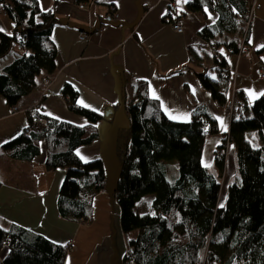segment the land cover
Returning <instances> with one entry per match:
<instances>
[{
	"label": "trees",
	"instance_id": "16d2710c",
	"mask_svg": "<svg viewBox=\"0 0 264 264\" xmlns=\"http://www.w3.org/2000/svg\"><path fill=\"white\" fill-rule=\"evenodd\" d=\"M253 4L254 0L186 3L189 12L209 10L218 15L213 25L200 31L213 47V55L212 66L195 73L197 79L219 108L231 111L237 106L231 111L229 131L216 148L214 171L203 167L201 156L205 138L218 133L215 119L198 107L187 122L171 120L150 97L145 81L134 83L126 104L122 100L104 113L79 104L78 91L66 83L61 94L68 110L85 118L87 124L47 117L33 108L22 133L2 144L3 153L12 160L31 162L44 143L48 171H76L59 192V215L70 222L90 224L93 199L106 185L104 164L101 159L84 162L75 150L97 141V124L112 122L125 104L133 125L117 131L120 172L114 191L127 243L123 264H264V95L250 104L239 91L232 106L226 58L227 54H243L247 47L250 26L246 28V21ZM0 9L13 24L10 33L0 32V60L15 45L19 48L12 62L0 66V95L10 109L35 91L40 74L46 80L54 75L57 48L51 34L58 20L53 10H42L38 0H0ZM256 52H264V47ZM191 62L202 66L194 58ZM238 109L250 115L236 116ZM40 118L46 125L34 129L31 123ZM250 131L259 132V146L248 138ZM228 142L234 145L236 175L221 207ZM150 194L154 195V213H136V204ZM4 246L8 252L0 264H65L68 253L64 245L14 224L0 226V250Z\"/></svg>",
	"mask_w": 264,
	"mask_h": 264
},
{
	"label": "crops",
	"instance_id": "0c3cea01",
	"mask_svg": "<svg viewBox=\"0 0 264 264\" xmlns=\"http://www.w3.org/2000/svg\"><path fill=\"white\" fill-rule=\"evenodd\" d=\"M38 1L42 10H53L58 20L51 34L57 48L56 71L48 87L43 84L44 73L37 77V88L21 99L17 105L21 112L16 115L10 113L0 95V226L14 224L56 244L71 243L65 264H123L127 243L114 193L120 165L114 180L110 181V164L106 157L114 148L108 143L109 137L117 134L126 117L132 127V115L125 104L134 83L145 81L150 97L159 102L171 120H191L196 107L205 109L215 119L218 133L205 138L201 156L203 167L215 170V151L222 136L229 131L231 116L229 111L217 106L210 91L201 87L195 73L212 66L213 47L200 31L213 25L218 15L209 10L205 14L189 12L183 0ZM80 3H85V7L79 8ZM170 3L177 8V18L184 28L181 34L165 19ZM254 5L247 47L240 56L226 55L235 73V87L249 103L264 92V78L260 77L264 72V52H256L264 47V0H254ZM0 27L8 33L13 29L12 22L3 16L1 9ZM81 32L87 33L85 40L79 38ZM192 58L202 66L192 64ZM66 83L78 91L79 104L95 111L104 113L122 100L125 103L112 122L97 124V141L75 150L84 162L101 159L104 164L106 185L93 199L90 224L70 222L59 215V192L67 179L74 178L76 171H48L44 143H41L40 154L31 162L12 160L1 149L3 143L22 133L29 117L33 116V108L47 117L78 126L87 124L85 118L68 110L61 94ZM240 114L249 116L250 112L236 110L235 115ZM256 134L259 146L262 138L259 132ZM249 135L254 136L248 132ZM235 175L234 145L228 142L221 199ZM142 200L135 206L136 213H147L136 211ZM7 252L6 246L1 248L0 263Z\"/></svg>",
	"mask_w": 264,
	"mask_h": 264
},
{
	"label": "built area",
	"instance_id": "2783aa9c",
	"mask_svg": "<svg viewBox=\"0 0 264 264\" xmlns=\"http://www.w3.org/2000/svg\"><path fill=\"white\" fill-rule=\"evenodd\" d=\"M84 7H85V3H80L79 4V8L82 9ZM254 7H255V5L250 10V15L248 17V20L246 21V28H248V26L250 25ZM3 16H6V15L3 13ZM165 19L171 23L172 28L174 29V31L176 33H179V34L183 33L184 28L181 25V23L179 22V18H177V8H176V6L174 4L170 3L169 8H168V10L165 13ZM86 34L87 33H85V32H81L79 38L81 40H85V38L87 37ZM239 55H241V54H239ZM229 70H230V76H229V82H230L229 101L232 102L231 105L233 106L237 102L239 90H237L236 87H235V73H233L231 68H229ZM261 77L264 78V72L261 74ZM49 82H50L49 80H44V83H43L44 86L48 87ZM134 104H135V102H134ZM236 107L237 106H235L234 108H236ZM195 109L198 110V107H196ZM231 111H229L230 116H232ZM19 112H21V110H20V108H18V106H13V107L10 108V113L12 115H16ZM31 125H32V127L34 129H38L40 126L46 125V120L44 118H40L38 120H34L31 123ZM26 132H28V130H26ZM70 245H71V243H66V244H64V247L66 249H69Z\"/></svg>",
	"mask_w": 264,
	"mask_h": 264
},
{
	"label": "rangeland",
	"instance_id": "374dc122",
	"mask_svg": "<svg viewBox=\"0 0 264 264\" xmlns=\"http://www.w3.org/2000/svg\"><path fill=\"white\" fill-rule=\"evenodd\" d=\"M18 54H19V48L17 45H15L13 51L9 54V56L0 60V66L12 62L17 57ZM0 68H2V67H0ZM262 73L263 72L260 73V77H261ZM21 116L24 117L23 115H21ZM125 119H126V121L121 123L122 127H128L129 126L128 118L126 117ZM250 133H253L254 136L249 135L248 138L251 140V142L254 146H257L258 144H257V141L255 139V137L257 138L256 132L250 131ZM116 136H117V134L115 133L114 137L111 135L109 137V140H108V143H112L114 149H115L114 146H116ZM114 149L112 150L111 153H108L107 157H106V162L110 164L109 171H108L110 181H112V178L114 180L117 167L119 166V162H118V159L116 156V151L114 152ZM153 198H154L153 194L146 195L145 198H143L142 202L137 206L136 211L137 212H147L150 214L154 213V210H153L152 205H151ZM222 203H223V199L220 198L219 204H222ZM70 248H71V245H70ZM70 248L68 249V251L70 250Z\"/></svg>",
	"mask_w": 264,
	"mask_h": 264
},
{
	"label": "snow or ice",
	"instance_id": "6c2138e0",
	"mask_svg": "<svg viewBox=\"0 0 264 264\" xmlns=\"http://www.w3.org/2000/svg\"><path fill=\"white\" fill-rule=\"evenodd\" d=\"M183 2H184V3H187V0H183ZM2 31H4V29H3L2 27H0V32H2ZM249 95L254 97V96H255V93H249ZM260 95H264V92L260 93ZM169 115H171V114H169ZM172 118H175V117H172ZM226 130H227V129L225 128V131H226ZM220 206H221V207H224L223 204H221Z\"/></svg>",
	"mask_w": 264,
	"mask_h": 264
}]
</instances>
